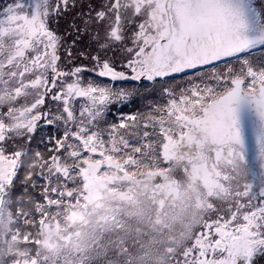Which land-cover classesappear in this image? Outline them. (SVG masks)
Returning <instances> with one entry per match:
<instances>
[{
  "label": "snow or ice",
  "instance_id": "obj_1",
  "mask_svg": "<svg viewBox=\"0 0 264 264\" xmlns=\"http://www.w3.org/2000/svg\"><path fill=\"white\" fill-rule=\"evenodd\" d=\"M0 264H264V0L0 6Z\"/></svg>",
  "mask_w": 264,
  "mask_h": 264
},
{
  "label": "rangeland",
  "instance_id": "obj_2",
  "mask_svg": "<svg viewBox=\"0 0 264 264\" xmlns=\"http://www.w3.org/2000/svg\"><path fill=\"white\" fill-rule=\"evenodd\" d=\"M8 2H9V0H0V6L6 4V3H8ZM126 110H127V109H126Z\"/></svg>",
  "mask_w": 264,
  "mask_h": 264
}]
</instances>
